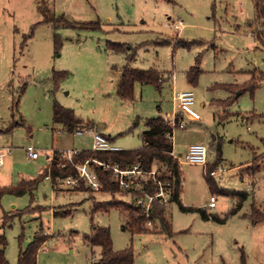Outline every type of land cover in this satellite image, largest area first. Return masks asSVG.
Masks as SVG:
<instances>
[{
    "label": "rangeland",
    "instance_id": "374dc122",
    "mask_svg": "<svg viewBox=\"0 0 264 264\" xmlns=\"http://www.w3.org/2000/svg\"><path fill=\"white\" fill-rule=\"evenodd\" d=\"M44 9L79 22L100 19L101 27L56 28L44 21ZM255 14L253 0H0V145L12 147L0 185L39 176L52 150H92L96 130L88 122L121 149L142 146L140 132L147 121L175 116L180 111L175 94L191 89L201 119L181 113L185 126L173 134L183 174L182 202L221 216L238 206V198L212 192L207 164L184 160L193 143L207 145L210 164L220 148L222 161L213 167L218 188L248 193L225 222L169 202L174 230L169 235L153 232L152 224L146 225L148 231L133 232L121 207L96 209L114 196L75 189L83 180L54 188L46 177L32 193L5 194L0 200V234L7 237L10 264H18L20 248L41 230L49 244L39 252L38 264H93L101 254L100 246L85 241L93 223L110 228L115 250L132 247L135 264H264V221L254 224L249 218L253 204L264 207V162L255 174L246 168L264 152V30L248 25ZM173 21L182 22L178 29ZM179 39L192 43L177 45ZM110 42L131 46L134 57L111 49ZM198 56L203 72L192 83L186 73ZM125 65L155 67L171 78L160 90L137 82L134 99L123 100L117 82ZM254 74L260 79L254 93L246 91L230 105L221 101L230 94L226 89L211 88L216 82L244 83ZM56 102L83 119L81 133L54 122ZM28 145L39 150V158L28 155ZM211 195L217 197L214 208L209 207ZM54 209L70 212L55 215ZM5 213L13 216L3 226ZM55 242L56 249L47 248Z\"/></svg>",
    "mask_w": 264,
    "mask_h": 264
},
{
    "label": "trees",
    "instance_id": "16d2710c",
    "mask_svg": "<svg viewBox=\"0 0 264 264\" xmlns=\"http://www.w3.org/2000/svg\"><path fill=\"white\" fill-rule=\"evenodd\" d=\"M256 14L253 19L248 23L249 26H256L257 31L261 28L264 30V0H253ZM45 22H50L54 27L60 25H85L93 28H100V19L90 22H79L67 18L64 14L55 15L44 9ZM258 37L259 34H258ZM170 42V41H169ZM192 42L184 41L179 39L177 45L189 46ZM109 47L117 52L127 54L128 59L134 57L135 51L128 52L132 47L124 43L110 42ZM203 70L200 67V56L196 59V64L191 66L187 71L186 76L191 80L192 83H196ZM65 74V73H64ZM171 76H165L162 70L155 67L143 69L139 67H130L125 65L121 68V74L117 82V94L123 100L134 99V88L137 82L141 84H152L159 90L162 88V84L166 79L170 80ZM260 79H256L254 74L250 81L244 83L236 82H216L211 88H224L230 94L221 99L223 103L231 104L235 102L238 97L246 91L254 93L255 89L259 86ZM53 120L55 123H61L69 130L79 131L85 128L84 121L78 117L74 110L65 107L58 102L53 107ZM178 121V117L176 119ZM139 123V119L133 122V126ZM148 127L140 132V138L143 142L142 146L135 149H121L118 151H80L73 155L72 161L68 160L67 152H60L57 149L53 151V155L50 156L48 165L41 171L39 176L34 178H22L15 185L0 186V200L5 194H16L22 195L26 192H33L39 185L40 181L50 176L53 185L58 187V179L66 178L68 176L77 177L79 175L78 163L84 162L89 157L97 158L101 161L111 163H121L124 167L131 166L133 164H139L145 170H151L156 168L159 170V176L162 180L169 183L166 187V191L169 194V201H163L162 198L158 197L153 201L150 216L145 215V210L141 205L136 204V198L143 194L145 191H155L157 186L152 182L145 183L142 190H131L124 189L118 183L113 181L112 170H104L102 167H98L97 173L102 181V188L99 191H104L112 194L114 197L105 202H98L95 204V208L107 209L112 206L121 207L126 213L127 224L133 232L148 231L146 225L147 222H151L154 230L153 232H163L169 235L174 234L173 225L167 212V205L171 201H175L179 204L183 210H197L203 218L213 219L217 222H225L229 215L237 213V208L247 197L246 191H234L225 188H218L215 185V177L211 175V172L215 169L216 165L220 166L222 161L220 148L218 149L217 159L213 163L207 162L205 167L206 177L210 183L212 192L221 193L227 196L238 198L237 207H233L228 214L221 216L218 213L208 212L204 207L187 206L182 202V191H183V174L181 170V162L179 159L171 154L174 150L173 134L176 125H172L167 122L165 117H153L147 121ZM87 127L94 129L95 125L92 122L87 123ZM111 141H114L111 137L106 135ZM215 137L212 136V142H215ZM264 162V152L256 154L253 161L246 167L251 169V173H257L261 164ZM82 183L86 184L84 181ZM80 184L75 189H87L93 190L88 185ZM75 187V186H74ZM116 194H121L128 197L125 199H117ZM32 209L30 206L26 209L27 211ZM70 212L55 210V215H63ZM8 213L4 215L5 226L7 219L12 217ZM249 218L252 223L257 224L264 221V207H258L253 204L252 210L249 214ZM47 235L43 230L38 232L35 238L29 243L26 248H20L18 255V264H37V255L41 245L46 241ZM85 241L92 246H100L101 254L95 258L93 264H135V252L132 247H127L122 250H115L113 247V238L111 230L108 226H101L92 224V229L89 234L85 235ZM7 237L5 234H0V264H10L6 257Z\"/></svg>",
    "mask_w": 264,
    "mask_h": 264
},
{
    "label": "built area",
    "instance_id": "2783aa9c",
    "mask_svg": "<svg viewBox=\"0 0 264 264\" xmlns=\"http://www.w3.org/2000/svg\"><path fill=\"white\" fill-rule=\"evenodd\" d=\"M181 21L174 22V27L178 29L181 25ZM177 101L179 106V113L175 116L167 118V122H170L176 127H184L185 124L181 119V113L187 114L191 119L197 121L201 119V115L193 105L195 103V93L191 89L183 90L177 95ZM178 117V121L176 120ZM82 130L77 131L81 133ZM59 132V131H58ZM121 150L119 146L114 144L105 134L99 131L94 132V143L92 151H118ZM28 155L32 158H38L40 153L33 145H28L26 148ZM78 149L67 150L68 158L72 161L73 155L80 152ZM11 152V147L0 148V170L4 165L5 154ZM171 154L179 159L175 151H171ZM208 147L204 143H193L189 146L188 150L184 154V160L190 163L207 164L208 161ZM180 161V159H179ZM79 171L77 177L68 176L66 178L58 179V187H65L67 185L76 186L80 180H83L86 185L91 187L95 191H99L102 188V181L97 173V168L102 167L104 170H112L113 181L118 183L124 189L142 190L145 183L152 182L157 186L155 191H145L143 194L136 198V204L141 205L145 210V215L150 216V210L153 201L160 197L163 201H169L170 197L166 191L168 182L162 180L159 176V170L153 168L151 170H145L139 164H133L131 166L124 167L121 163H111L101 161L94 157L87 158L84 162L76 165ZM211 175H216V170L211 172ZM47 178H50L48 176ZM217 197L211 195L209 201V207L214 208L216 206ZM151 224V222H147Z\"/></svg>",
    "mask_w": 264,
    "mask_h": 264
},
{
    "label": "crops",
    "instance_id": "0c3cea01",
    "mask_svg": "<svg viewBox=\"0 0 264 264\" xmlns=\"http://www.w3.org/2000/svg\"><path fill=\"white\" fill-rule=\"evenodd\" d=\"M173 22H176V21H173ZM181 92V90L180 91H178L176 94H175V98H176V100H177V95H178V93H180ZM179 113V112H178ZM93 130H96V131H99V132H102V131H100V130H98L97 128H96V126L94 127V129ZM103 134H105L104 132H102ZM106 135V134H105ZM3 147H11V146H8V145H6V146H1L0 145V148H3ZM12 148V147H11ZM52 151H54V150H52ZM174 151H175V149H174ZM52 153V152H51ZM40 156V155H39ZM50 156H51V154L48 156L49 157V160H50ZM39 158V157H38ZM44 169V168H43ZM42 169V170H43ZM42 170H40V171H42ZM6 185H8V184H5V185H0V186H6ZM12 185V184H11ZM54 186V185H53ZM54 188H56L55 186H54ZM31 208H32V206H30ZM35 209V208H34ZM55 210L56 209H54V211H53V213L55 212ZM11 212H17V210L16 209H13V210H11ZM48 239V238H47ZM46 239V241L41 245V247H40V249H39V252L41 251V249H44V247H46L48 244H49V239L47 240ZM59 246V243L58 242H55V243H51V245H49V247H47V248H50V250L52 249V250H54V249H56L57 247ZM39 252H38V255H37V264H38V256H39Z\"/></svg>",
    "mask_w": 264,
    "mask_h": 264
}]
</instances>
